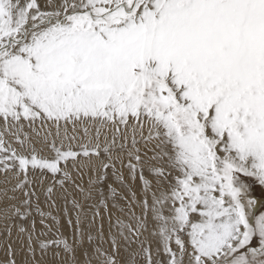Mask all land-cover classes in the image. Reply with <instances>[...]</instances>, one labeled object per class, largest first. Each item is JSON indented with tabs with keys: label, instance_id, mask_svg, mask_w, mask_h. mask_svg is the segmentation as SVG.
<instances>
[{
	"label": "snow or ice",
	"instance_id": "obj_1",
	"mask_svg": "<svg viewBox=\"0 0 264 264\" xmlns=\"http://www.w3.org/2000/svg\"><path fill=\"white\" fill-rule=\"evenodd\" d=\"M0 223L24 264H264V0H0Z\"/></svg>",
	"mask_w": 264,
	"mask_h": 264
},
{
	"label": "bare ground",
	"instance_id": "obj_2",
	"mask_svg": "<svg viewBox=\"0 0 264 264\" xmlns=\"http://www.w3.org/2000/svg\"><path fill=\"white\" fill-rule=\"evenodd\" d=\"M86 184V181H85ZM57 203H58V209H53L54 214H57L60 218H61V223L63 224V228L62 231L64 233V236L67 237L69 240L72 238L73 235V229L71 227L68 226L67 222H66V217H64V210L65 208H67L68 212L72 215L73 220H75V211L72 209L71 204H65L61 194L59 192H57ZM78 199H81V202L83 203V199L80 197H77ZM89 203L91 204H95L96 200L90 201ZM40 207L41 209H43L44 211H48V204L45 202V198L43 195L40 196ZM96 209L93 208L90 211H87V221L84 223V227L87 228H92L93 230H95L96 228L99 227V224L101 223L100 219L97 218L95 224H92V212L95 211ZM101 213L103 214V209H100ZM35 215V213H34ZM36 220H37V230H40V225H39V216L36 215ZM83 219V217H82ZM0 225H2V223H0ZM103 225H104V230L105 232H107L108 230V220L107 217H104L103 220ZM28 227L31 226V221L28 222V224L26 225ZM9 240H16L17 243H15V246L12 245L13 247H15V252H14V257L16 258V262L18 264H24L26 259H30V256L28 255L26 249L22 248L21 246V242L20 240L17 238V233L15 231V229L13 230V235L11 236V238ZM10 243L9 241L7 242L5 237L0 235V257L2 258V261H0V263H3V259L4 258H8L9 257V253H8V247L7 244ZM20 251H19V250ZM25 252V253H24ZM37 258H39V253H37ZM10 259H13V257L11 256ZM49 259H51V257H49ZM9 259H6L5 262H7Z\"/></svg>",
	"mask_w": 264,
	"mask_h": 264
},
{
	"label": "rangeland",
	"instance_id": "obj_3",
	"mask_svg": "<svg viewBox=\"0 0 264 264\" xmlns=\"http://www.w3.org/2000/svg\"><path fill=\"white\" fill-rule=\"evenodd\" d=\"M0 235L1 236H3V237H6L7 236V233H5L4 231H3V224L2 225H0ZM12 235H13V233H12ZM71 240V239H70ZM10 242L12 245H14L15 246V243H17V241L16 240H7V242ZM12 248H13V250H14V252H15V247H13L12 246ZM19 250V249H18ZM20 251V250H19ZM25 253V252H24ZM15 260H16V256L14 257V256H12ZM6 259H10V256L8 257V258H4L3 259V263L1 262L0 264H6V262H5V260ZM0 261H2V258L0 257ZM16 264H18L17 262H16Z\"/></svg>",
	"mask_w": 264,
	"mask_h": 264
}]
</instances>
